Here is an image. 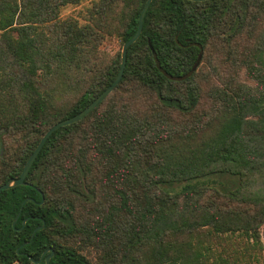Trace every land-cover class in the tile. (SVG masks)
I'll return each mask as SVG.
<instances>
[{
  "label": "trees",
  "instance_id": "16d2710c",
  "mask_svg": "<svg viewBox=\"0 0 264 264\" xmlns=\"http://www.w3.org/2000/svg\"><path fill=\"white\" fill-rule=\"evenodd\" d=\"M81 1L0 0V185L113 82L121 53L95 45L129 40L146 2L60 18ZM263 19L264 0H153L113 92L0 192V264H264ZM213 55L257 85L226 78L200 112Z\"/></svg>",
  "mask_w": 264,
  "mask_h": 264
},
{
  "label": "rangeland",
  "instance_id": "374dc122",
  "mask_svg": "<svg viewBox=\"0 0 264 264\" xmlns=\"http://www.w3.org/2000/svg\"><path fill=\"white\" fill-rule=\"evenodd\" d=\"M99 1L100 0H82L77 4H67L62 7L60 18H72L78 20L80 24H91L90 21L93 17L91 11H93ZM261 22V29H264V19ZM253 39L254 38H251L250 40ZM244 43L246 45H249L248 39H245ZM123 44L124 43L121 42L118 34L110 36L107 35L104 40L95 45L96 50H98L97 55L100 57V63L104 64L105 62L111 60L115 55L119 53V51L120 53H122ZM220 58L224 57L222 55L218 57L213 55L212 59H207V62L203 66L202 74H205L207 76L206 78L201 77L200 81L202 89L200 112H214L215 104L218 102L216 98L212 96L211 92L213 90L222 89L223 87H225L226 84L223 83V81L226 78L230 79L234 75H236V77L242 82H245L252 86L257 85V81L249 77L245 68L241 69L240 71H235L234 68L230 67V63L222 62ZM228 184L230 185L231 189H235L236 180L230 179ZM262 238L264 241V227L262 228ZM262 258L264 259V252Z\"/></svg>",
  "mask_w": 264,
  "mask_h": 264
},
{
  "label": "water",
  "instance_id": "95a60500",
  "mask_svg": "<svg viewBox=\"0 0 264 264\" xmlns=\"http://www.w3.org/2000/svg\"><path fill=\"white\" fill-rule=\"evenodd\" d=\"M153 0H146L144 7L140 13V17H139V23H138V28L136 30V32L134 33V35L127 40L122 47V53H121V65H120V69L119 72L117 74V76L115 77V79L113 80V82L106 88L104 89L86 108H84L82 111H80L78 114L72 116V117H68L66 119H63L61 121H58L57 123H55L52 127H50L45 133L44 135L41 137L40 141L38 142L37 146L35 147L34 151L31 153L30 157L28 158L26 164L23 167V170L21 172V175L18 177H12L9 178L6 182H4L3 184L0 185V192H2L3 190H7L10 189L12 187H15L17 185H22V184H30L29 182H26V177L30 171V168L32 167L35 159L37 158L38 154L40 153V151L42 150L44 144L46 143V141L48 140V138L60 127L68 125V124H72L75 123L79 120H81L82 118H84L85 116H87L90 112H92L114 89L115 87L119 84V82L121 81L123 75H124V71H125V67H126V63H127V53H128V49L129 47L135 42L137 41V39L140 37L142 30H143V23H144V18L146 15V12L148 11L151 2ZM192 1H204V0H192ZM40 192L42 193V191L40 190ZM44 226V225H42ZM42 226H39L36 228V230L34 231L32 238L35 235V232L39 229L42 228ZM30 241H28V243H30ZM51 250V254H49L46 257V261L48 262L51 258V256L54 254V250L53 249H48ZM46 250L44 252V254L48 251ZM29 257L32 259L33 262H40L42 260V257L40 260H36L34 259L31 255H29Z\"/></svg>",
  "mask_w": 264,
  "mask_h": 264
}]
</instances>
